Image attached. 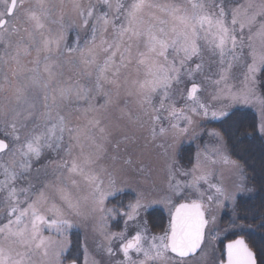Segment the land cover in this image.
Here are the masks:
<instances>
[{"label":"rangeland","instance_id":"rangeland-1","mask_svg":"<svg viewBox=\"0 0 264 264\" xmlns=\"http://www.w3.org/2000/svg\"><path fill=\"white\" fill-rule=\"evenodd\" d=\"M17 1L0 0V264H219L251 185L203 125L248 108L264 137V0ZM84 103L89 132L68 111ZM180 201L208 217L189 259L147 216Z\"/></svg>","mask_w":264,"mask_h":264},{"label":"trees","instance_id":"trees-1","mask_svg":"<svg viewBox=\"0 0 264 264\" xmlns=\"http://www.w3.org/2000/svg\"><path fill=\"white\" fill-rule=\"evenodd\" d=\"M127 1H120V13L122 7L127 6ZM259 79V87L264 96V69ZM90 107L92 108V105ZM86 108L87 103H84L82 107L73 106L68 111L74 115L72 119L76 127L81 125L89 132L95 126L92 120L94 116L91 115L90 120ZM203 129L204 131L218 133L225 140L228 154L243 167L244 173L250 182V193L236 201L234 213L238 212V216L235 214L236 217L251 228L249 231H245L244 235L257 255L258 264H264V137L258 129L257 115L251 109L236 108L226 117L206 123L205 126L203 125ZM197 140L204 141L206 139ZM199 141L197 142L199 143ZM196 149L194 143L182 149L180 157L182 166L185 168L191 167ZM42 160H45L44 162L49 161L48 158H42ZM147 216L154 232H162L164 227H167L168 218L162 210L155 208L148 212ZM234 236L236 235L228 237L227 240L234 238ZM73 243L74 240L72 246L70 245V249L72 248L73 252H77L78 242L76 241L75 245Z\"/></svg>","mask_w":264,"mask_h":264},{"label":"water","instance_id":"water-1","mask_svg":"<svg viewBox=\"0 0 264 264\" xmlns=\"http://www.w3.org/2000/svg\"><path fill=\"white\" fill-rule=\"evenodd\" d=\"M16 0H12L9 14L13 13ZM4 24V21L1 25ZM7 142L0 139V152L7 149ZM207 219L201 203L179 204L171 217V232L168 246L170 251L182 258L196 255L205 237ZM133 246V242L128 247ZM221 264H258L255 251L244 236H238L225 243L224 260Z\"/></svg>","mask_w":264,"mask_h":264}]
</instances>
